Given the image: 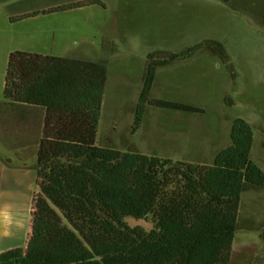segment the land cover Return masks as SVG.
<instances>
[{"label":"trees","instance_id":"1","mask_svg":"<svg viewBox=\"0 0 264 264\" xmlns=\"http://www.w3.org/2000/svg\"><path fill=\"white\" fill-rule=\"evenodd\" d=\"M264 31V0H216ZM106 4L86 0L38 11L65 13ZM105 54L120 52L103 37ZM207 55L221 61L234 86L238 66L225 43L207 38L180 51L146 58L133 135L150 109L205 114L206 108L156 98L159 71ZM111 64L106 59L14 51L0 108V143L20 162L37 159L40 193L33 201L26 247L0 254V264H235L238 233L259 234L264 221L242 216L246 194L264 192V169L253 159L256 129L234 120L231 143L212 164L147 154L134 142L121 149L100 140ZM234 106V100L227 98ZM128 217L152 220L133 227ZM264 261L259 256L254 264Z\"/></svg>","mask_w":264,"mask_h":264},{"label":"rangeland","instance_id":"2","mask_svg":"<svg viewBox=\"0 0 264 264\" xmlns=\"http://www.w3.org/2000/svg\"><path fill=\"white\" fill-rule=\"evenodd\" d=\"M77 1L80 0H0V100L4 99L10 51L49 50L57 55L85 54L106 59L111 70L100 124L101 142L113 136L121 149L131 141L147 154L212 164L231 143L234 120L245 117L256 129L252 157L264 169V31L251 19L216 0H102L106 6L12 22V18ZM87 25L99 33L98 39L104 33L118 42L120 52L105 54L101 43L79 45L81 39L75 38L86 31ZM52 29L58 37L63 34V38L75 41L58 43V38L53 42L52 37L46 40ZM204 38L226 44L240 73L237 86L221 61L207 55L163 69L158 73L154 96L204 107L206 113L153 108L133 135L148 54L155 49L180 51ZM228 97L234 100V106L227 102ZM4 115L0 108V117ZM241 212L243 217L263 222L264 192L246 194ZM127 221L148 231L154 228L152 220L128 217ZM241 243H247L264 258V241L259 234L238 233L235 264H243Z\"/></svg>","mask_w":264,"mask_h":264},{"label":"crops","instance_id":"3","mask_svg":"<svg viewBox=\"0 0 264 264\" xmlns=\"http://www.w3.org/2000/svg\"><path fill=\"white\" fill-rule=\"evenodd\" d=\"M80 1H86V0H80ZM66 14L68 15L70 13H56V14H47V15L42 14L32 18L36 19L37 17L40 16L51 17L54 15L62 16ZM182 18H187V17H182ZM62 22H58V23H62ZM16 23L18 22H15V24ZM53 24L54 26H56L55 23ZM98 34H99L98 32H95L94 28L93 29L88 28L87 25L86 31L78 34L75 39L76 40L79 38L81 39L78 41L79 45L89 42L102 44V39L103 37H105V35L104 33H102L100 35V38L98 39ZM40 35L41 34L38 33V37ZM57 35L58 32H55V30L52 29L51 34L50 33L46 34L45 39L50 40L52 37L54 38L53 42H55V40L58 38L57 40L58 43L60 42L70 43L71 40H74L73 38H68L67 36L63 38L65 36V35L63 36V34H60V37H58ZM30 38L31 37H28V39ZM191 40H193V38H191L190 41ZM200 41L196 40L194 42H200ZM42 51L43 52H35V53H39L43 55H54V56L89 57L85 54L64 55L65 54L64 53L57 55L53 51H49V50H42ZM13 52L14 51H10L9 57ZM67 52H70V50ZM3 85L4 86L6 85V79L4 80ZM40 192L41 191L38 183L37 159L35 158L29 161L28 164L22 163L18 160L17 155L14 151H10L5 146L0 145V254L11 249L27 246L31 234L33 201L35 195ZM263 244L264 243H261V245ZM240 248L243 254L242 256L243 264H254L259 254L258 255L255 254L251 250V248H249L247 243H241ZM235 250H236V245H235Z\"/></svg>","mask_w":264,"mask_h":264}]
</instances>
